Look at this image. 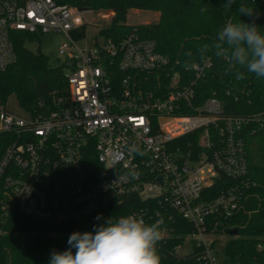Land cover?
<instances>
[{
  "label": "built area",
  "instance_id": "built-area-1",
  "mask_svg": "<svg viewBox=\"0 0 264 264\" xmlns=\"http://www.w3.org/2000/svg\"><path fill=\"white\" fill-rule=\"evenodd\" d=\"M88 11L60 0H0V70L15 60V32L67 38L56 50L65 87L50 103L16 114L0 102V133L11 136L0 156L1 209L56 222L132 214L160 221L161 241L173 235L176 215L192 228L186 253L195 248L199 264H225L217 235L249 183L243 132L260 115H224L213 95L198 101L211 59L181 73L135 27L80 45L69 32ZM114 153L122 154L115 168Z\"/></svg>",
  "mask_w": 264,
  "mask_h": 264
},
{
  "label": "trees",
  "instance_id": "trees-1",
  "mask_svg": "<svg viewBox=\"0 0 264 264\" xmlns=\"http://www.w3.org/2000/svg\"><path fill=\"white\" fill-rule=\"evenodd\" d=\"M240 2L237 0V4L226 11L222 8L225 0H60V3L81 9L112 12L109 26L101 29L99 34L118 40L135 27L142 38L153 40L157 51L167 55L174 68L181 73L192 62L200 61L198 57L190 59L198 46L211 43L220 28L229 21L239 19L236 9ZM246 2L257 9L259 18L255 23L264 29V4L259 0ZM201 8L207 11L201 12ZM129 9L159 12L160 16L156 22L128 26L125 20ZM240 19L251 22L247 16ZM85 32L86 24L83 23L69 34L80 40L85 37ZM37 36L22 31L12 34L15 60L0 70L1 103L4 104L7 97L14 94L19 107L31 111L37 101L50 103L53 91L64 89L62 67L51 66L46 55L33 53L25 47L26 41ZM209 58L212 66L199 83L198 101L213 95L221 101L224 115L258 114L260 120H264V79L245 73V78L238 80L235 70L228 71L215 56ZM260 120L250 121L243 132L249 183L241 188L238 211L226 218L224 229L219 230L227 235L230 230H237L222 248L225 264H264V121L260 126ZM10 140L9 134L0 133V156ZM140 205L139 202L135 204L136 207ZM98 214L56 222L27 216L15 208L5 213L0 207V264H48L52 250L64 251L68 248L71 233L79 229L90 230L94 225L103 223V217L96 219ZM173 218V235L157 244L161 264H199L194 255L195 248L183 255L174 253V248L182 243L185 234L192 228L180 217L174 215ZM85 224L88 227H84ZM257 244L261 245L260 250L256 248Z\"/></svg>",
  "mask_w": 264,
  "mask_h": 264
},
{
  "label": "clouds",
  "instance_id": "clouds-1",
  "mask_svg": "<svg viewBox=\"0 0 264 264\" xmlns=\"http://www.w3.org/2000/svg\"><path fill=\"white\" fill-rule=\"evenodd\" d=\"M235 4L237 0H225L222 8L228 11ZM204 11L207 9L201 8V12ZM236 12L239 19L226 23L217 31L216 38L198 46L190 59L206 60L215 56L228 71L235 70L238 80L244 79L245 73L264 79V29L255 23L259 13L246 0H241ZM241 16L250 17L251 22L241 20ZM129 151L144 155L137 145ZM121 155L113 154V168L120 162ZM101 218L102 214L96 217ZM93 229L71 233L68 248L52 250L48 264H161L157 244L163 239L164 230L160 221L148 224L132 214L116 219L111 216Z\"/></svg>",
  "mask_w": 264,
  "mask_h": 264
},
{
  "label": "rangeland",
  "instance_id": "rangeland-1",
  "mask_svg": "<svg viewBox=\"0 0 264 264\" xmlns=\"http://www.w3.org/2000/svg\"><path fill=\"white\" fill-rule=\"evenodd\" d=\"M89 10V9H88ZM154 14V15H153ZM113 13L103 9L99 10H89L84 15V23L86 24L85 37L79 40L80 45L91 44L94 41H100L102 35L99 34L100 30L109 26L111 22V17ZM160 13L150 10H139V9H129L126 14L125 24L128 26L139 25L143 23L156 22L159 19ZM67 38L60 33H47L43 35H38L31 41L25 42V47L33 53L40 52L47 56L48 62L51 66H60V62L56 58V50L61 42L66 41ZM5 107L11 112L16 114H22V108L19 107L14 94H10L5 102ZM247 147L248 144H247ZM251 149V148H250ZM23 233L22 235H25ZM218 240L216 242V247L219 251L220 258L222 260V251H220L225 242L230 238V235L222 234L217 235ZM190 237L186 236L182 242L180 249L176 251L178 255L186 253L190 250Z\"/></svg>",
  "mask_w": 264,
  "mask_h": 264
},
{
  "label": "water",
  "instance_id": "water-1",
  "mask_svg": "<svg viewBox=\"0 0 264 264\" xmlns=\"http://www.w3.org/2000/svg\"><path fill=\"white\" fill-rule=\"evenodd\" d=\"M157 180L160 181V178L158 177ZM236 232H237L236 229H232V230H230V231L228 232V234H229L230 236H232V235H235Z\"/></svg>",
  "mask_w": 264,
  "mask_h": 264
},
{
  "label": "crops",
  "instance_id": "crops-1",
  "mask_svg": "<svg viewBox=\"0 0 264 264\" xmlns=\"http://www.w3.org/2000/svg\"><path fill=\"white\" fill-rule=\"evenodd\" d=\"M154 15V14H153ZM143 24H146V22L145 23H143Z\"/></svg>",
  "mask_w": 264,
  "mask_h": 264
}]
</instances>
